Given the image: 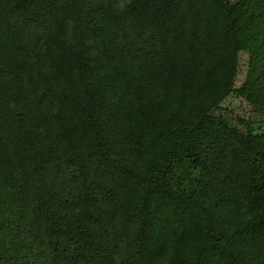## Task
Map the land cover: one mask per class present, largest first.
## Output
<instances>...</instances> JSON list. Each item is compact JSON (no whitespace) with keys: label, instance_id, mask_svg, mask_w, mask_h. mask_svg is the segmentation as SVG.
Wrapping results in <instances>:
<instances>
[{"label":"trees","instance_id":"obj_1","mask_svg":"<svg viewBox=\"0 0 264 264\" xmlns=\"http://www.w3.org/2000/svg\"><path fill=\"white\" fill-rule=\"evenodd\" d=\"M112 1L0 0V264H264V0Z\"/></svg>","mask_w":264,"mask_h":264},{"label":"rangeland","instance_id":"obj_2","mask_svg":"<svg viewBox=\"0 0 264 264\" xmlns=\"http://www.w3.org/2000/svg\"><path fill=\"white\" fill-rule=\"evenodd\" d=\"M114 5L118 1H112ZM249 66V56L245 51L240 52L238 59V70L235 78V87L240 88L246 79ZM215 114L227 120L230 124L239 128H250L256 134H264V122L253 106L242 99L237 93H231L215 110Z\"/></svg>","mask_w":264,"mask_h":264}]
</instances>
